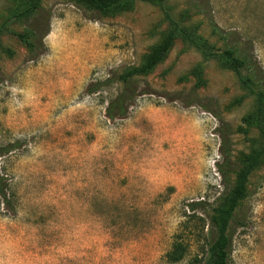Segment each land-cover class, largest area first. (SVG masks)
<instances>
[{
    "label": "rangeland",
    "instance_id": "obj_1",
    "mask_svg": "<svg viewBox=\"0 0 264 264\" xmlns=\"http://www.w3.org/2000/svg\"><path fill=\"white\" fill-rule=\"evenodd\" d=\"M15 5L0 0V26ZM166 14L196 26L217 52L242 48L264 71V0H136L133 11L108 17L41 0L35 19L8 24L37 30L39 48L30 54L9 32L1 37L13 55L0 51V146L19 147L0 158L15 196L14 210L0 202V264H169L180 233L190 248L176 264L203 257L206 242L193 232L227 189L217 166L224 148L237 162L257 135L237 131L253 98L212 59L198 103L186 105L195 79L181 77L203 58L181 40L139 82L146 94L125 118L107 116L120 84L90 92L142 63L169 27ZM201 200L209 205L190 211ZM236 214L231 264H264V165Z\"/></svg>",
    "mask_w": 264,
    "mask_h": 264
},
{
    "label": "trees",
    "instance_id": "obj_2",
    "mask_svg": "<svg viewBox=\"0 0 264 264\" xmlns=\"http://www.w3.org/2000/svg\"><path fill=\"white\" fill-rule=\"evenodd\" d=\"M16 5L12 10L8 20L0 26V51L12 56L10 48L3 46L1 37L5 33L15 36L28 50L30 54L35 53L39 48L37 42L38 31L25 27L23 32L10 30L9 23L15 22L20 25L28 24L35 19L41 10V0H14ZM84 10L95 12L99 16L108 17L135 9L136 0H66ZM153 5L163 6L166 0H141ZM169 22L168 29L164 32L161 41L153 46L139 66L126 68L122 73L114 77H109L93 86L90 92L94 93L107 85L120 84L118 93L111 99L107 107V116L111 120L125 118L129 108L135 100L141 95L146 94L145 90L140 89L139 82L149 76L155 68L164 62L171 52L175 42L181 40L183 44L190 49L199 52L203 58L201 63L195 65L192 70L181 79L194 77L195 83L190 93L183 99L188 106L196 105L197 92L205 86L204 63L210 60H217L221 67L235 72L241 88L246 92V96L254 100V109L248 112L242 118V124L237 128L238 132L245 135L251 133L254 129L257 135L250 138V150L243 154L239 161L232 159V153L229 147L224 148L222 152V161L217 164L218 171L222 177V183H227V189L218 198L215 205L211 208L212 212L208 220L201 219V231L193 232L192 238L196 241L205 240L203 248V257L197 255L194 258L195 264H231L232 250V225L235 222L236 213L242 202L249 194V181L252 174L264 165V71L258 62L245 54L244 50L233 45H225L222 52L214 50V46L204 39L196 26H184L182 21H177L169 14H166ZM216 29L213 28L215 33ZM49 33L47 29L44 37ZM41 45V44H40ZM43 45V43H42ZM227 136H223L224 145H227ZM17 144L0 146V158L6 156L17 149ZM236 167V168H234ZM0 202L7 209H15V196L11 189V183L0 169ZM205 200L192 202L189 204L190 211L208 206ZM195 216V215H194ZM189 218H192L189 216ZM193 219V218H192ZM200 220V218H199ZM188 220V222H190ZM208 224L209 230L205 232V226ZM187 234H177L172 248L165 255V260L169 264H176L183 261L190 248Z\"/></svg>",
    "mask_w": 264,
    "mask_h": 264
}]
</instances>
